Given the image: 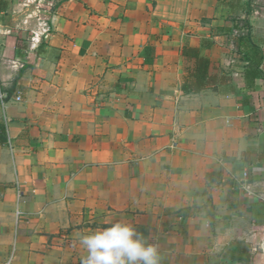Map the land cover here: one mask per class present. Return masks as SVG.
I'll return each mask as SVG.
<instances>
[{
  "label": "crops",
  "instance_id": "0c3cea01",
  "mask_svg": "<svg viewBox=\"0 0 264 264\" xmlns=\"http://www.w3.org/2000/svg\"><path fill=\"white\" fill-rule=\"evenodd\" d=\"M251 2L0 0V264H82L115 220L158 264H264Z\"/></svg>",
  "mask_w": 264,
  "mask_h": 264
},
{
  "label": "clouds",
  "instance_id": "9594fccd",
  "mask_svg": "<svg viewBox=\"0 0 264 264\" xmlns=\"http://www.w3.org/2000/svg\"><path fill=\"white\" fill-rule=\"evenodd\" d=\"M86 252L82 264H158L156 245L123 220L111 221L79 237Z\"/></svg>",
  "mask_w": 264,
  "mask_h": 264
},
{
  "label": "trees",
  "instance_id": "16d2710c",
  "mask_svg": "<svg viewBox=\"0 0 264 264\" xmlns=\"http://www.w3.org/2000/svg\"><path fill=\"white\" fill-rule=\"evenodd\" d=\"M208 63L207 59L203 58V57H199L198 59V65L200 66H206ZM7 140V134H6V127L5 125L0 122V143L6 142ZM2 189L0 188V191Z\"/></svg>",
  "mask_w": 264,
  "mask_h": 264
},
{
  "label": "built area",
  "instance_id": "2783aa9c",
  "mask_svg": "<svg viewBox=\"0 0 264 264\" xmlns=\"http://www.w3.org/2000/svg\"><path fill=\"white\" fill-rule=\"evenodd\" d=\"M5 97H6L5 95L0 94V98H1V99L5 98ZM14 99H15L16 101H19V100L21 99V96H20L19 94H17V95L14 97ZM16 197H17V202H18L19 199H20V197H21V190H20L19 187H18V183H17V185H16ZM15 214H16V216L19 214V210H18V208H16ZM11 261H12V254L9 255V257L4 261L3 264H11Z\"/></svg>",
  "mask_w": 264,
  "mask_h": 264
},
{
  "label": "rangeland",
  "instance_id": "374dc122",
  "mask_svg": "<svg viewBox=\"0 0 264 264\" xmlns=\"http://www.w3.org/2000/svg\"><path fill=\"white\" fill-rule=\"evenodd\" d=\"M254 2H251L252 3V7L253 8H255V9H257V10H259V11H264V9H261V8H259V6H258V3H259V5L261 4V3H263L264 4V0H253ZM251 7V8H252Z\"/></svg>",
  "mask_w": 264,
  "mask_h": 264
}]
</instances>
